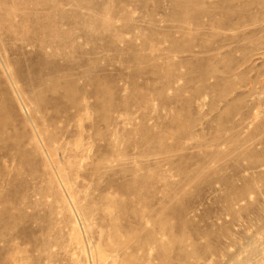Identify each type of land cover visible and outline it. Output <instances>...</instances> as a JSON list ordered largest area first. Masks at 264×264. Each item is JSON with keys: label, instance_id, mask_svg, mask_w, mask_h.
Wrapping results in <instances>:
<instances>
[{"label": "rangeland", "instance_id": "obj_1", "mask_svg": "<svg viewBox=\"0 0 264 264\" xmlns=\"http://www.w3.org/2000/svg\"><path fill=\"white\" fill-rule=\"evenodd\" d=\"M0 264H264V0H0Z\"/></svg>", "mask_w": 264, "mask_h": 264}]
</instances>
